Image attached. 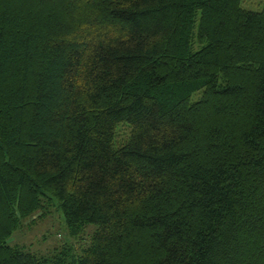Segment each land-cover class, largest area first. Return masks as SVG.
I'll return each mask as SVG.
<instances>
[{
	"label": "trees",
	"instance_id": "obj_1",
	"mask_svg": "<svg viewBox=\"0 0 264 264\" xmlns=\"http://www.w3.org/2000/svg\"><path fill=\"white\" fill-rule=\"evenodd\" d=\"M241 3L0 0V264H264V11ZM53 201L88 243L12 245Z\"/></svg>",
	"mask_w": 264,
	"mask_h": 264
},
{
	"label": "rangeland",
	"instance_id": "obj_2",
	"mask_svg": "<svg viewBox=\"0 0 264 264\" xmlns=\"http://www.w3.org/2000/svg\"><path fill=\"white\" fill-rule=\"evenodd\" d=\"M241 7L250 12H262L264 0H242ZM199 96H194L193 99ZM127 133L128 130L125 127L122 128L121 134L120 131L118 132L117 144L125 140ZM20 226L10 243L24 246L39 258L46 259H53L52 257L58 256L65 249L73 248V254L79 252L82 246L88 243L96 229L95 226H88L80 236L71 237L65 226L63 214L54 201L51 204L47 203L44 210L22 221Z\"/></svg>",
	"mask_w": 264,
	"mask_h": 264
}]
</instances>
